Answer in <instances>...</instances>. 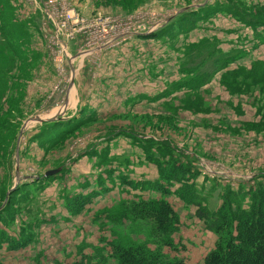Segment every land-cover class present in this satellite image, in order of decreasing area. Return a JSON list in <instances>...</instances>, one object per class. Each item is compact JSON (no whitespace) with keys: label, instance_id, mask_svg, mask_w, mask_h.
<instances>
[{"label":"rangeland","instance_id":"obj_1","mask_svg":"<svg viewBox=\"0 0 264 264\" xmlns=\"http://www.w3.org/2000/svg\"><path fill=\"white\" fill-rule=\"evenodd\" d=\"M11 1L21 20L12 35L23 46L20 67L8 74L12 51L0 40V78L5 71L11 79L9 90L0 93V123L16 124L3 127L12 136L0 156L6 155L0 204L12 212L4 215L9 227H0L33 240L23 250L3 249L2 264H71L103 246L102 235L114 237L113 229L148 237L146 222L115 225L104 211L121 208L139 192L127 180L159 177L150 157L164 161L163 149L198 168L197 190L212 211L229 185L238 189L243 183L248 190L264 184L261 85L231 92L222 81L227 70L208 80L200 76L211 70L213 58L227 54L235 58L229 69L239 75L252 63L264 65V24L258 22L264 20V0ZM205 5L215 12L190 13ZM73 27L80 30L75 36ZM117 29L126 33L110 37ZM207 46L213 58H206ZM35 116L48 119L32 122ZM71 120L78 128L56 143L61 129L52 124ZM16 183L20 192L7 203ZM100 185L108 192L72 215L68 197ZM170 200L182 224L175 234L179 249L165 251L198 264L217 235L197 218L195 206L175 195Z\"/></svg>","mask_w":264,"mask_h":264},{"label":"trees","instance_id":"obj_2","mask_svg":"<svg viewBox=\"0 0 264 264\" xmlns=\"http://www.w3.org/2000/svg\"><path fill=\"white\" fill-rule=\"evenodd\" d=\"M206 5L190 13H207L206 16L213 14L215 11H211V7ZM15 11L16 7L13 6L11 0H0V33L2 35L0 40L3 41L5 49L9 48L12 51L9 61L10 68L7 69L8 74L13 73L16 67H20V54L23 46L22 42L12 35L13 30L20 25L18 21H21L16 17ZM258 22L264 24L263 19ZM151 35L157 34L152 33ZM206 50V58H213L214 54L213 51H210V47L207 46ZM234 60L232 54L213 58L211 70L201 71L200 76L202 75L204 80H208L214 73L224 69L227 72L223 74L222 81L231 89V92L234 87L241 89L242 85L252 90L253 86L256 87L257 84L261 85L264 92V65L260 67L257 62L252 63L250 67L241 70L243 73L239 75L238 70L229 69ZM6 75L4 71V77L0 78V93L8 91L10 88L11 79H8ZM240 76H244L242 82L238 80ZM12 108L21 111L18 107ZM3 123H0V156L6 150L7 142L12 136L9 131L4 133L3 127L6 129L11 126L16 127V124L9 119L3 120ZM52 125L53 128L61 129L55 139L56 143L63 134L78 128L74 120L65 123L54 122ZM15 135L17 136V131ZM14 150L15 147L11 152ZM161 153L164 161H161L158 156L150 157V160L157 164L159 177L141 180L135 184L133 181L127 180L139 192L134 195L132 200H127L122 204L121 208L104 211L105 217L107 216V219L115 225H124L126 219L146 222L150 227L148 237L134 238L113 229L114 237L110 239L102 235L100 241L104 243L103 246H93V253L83 252L81 257L71 264H187L181 254L171 255L165 251V247L172 250L179 249L175 234L180 232L182 220L170 200L172 195L177 196L186 206H195L197 218L205 224L209 231L217 235L215 247L198 264H264V184L259 183L256 188L248 190H245L243 183L239 185L238 189L229 185L222 196V204L212 211L204 203V199L200 197L197 190L196 179L201 174L198 168L196 169L190 163L185 164L176 156L165 153L164 149ZM167 155L169 156L167 157ZM5 156L0 158V164ZM6 162L7 166L11 168L12 161L6 160ZM107 190L100 185L99 189L94 188L87 193L82 191L72 193L67 199L70 213L72 215L83 213L87 205L93 203L103 193L108 192ZM19 192L20 188L16 186L7 197V203H12V199ZM147 193L150 195L146 196ZM4 194H6V190ZM246 198H248L247 206L245 205ZM2 206L0 207V223L9 227L8 218L4 215H10L12 210L10 206ZM32 240L33 238L27 236L12 235L0 227V253L3 249L12 252L23 250L29 246ZM0 264L2 263L0 262ZM36 264L45 263L38 259ZM57 264L64 263L58 262Z\"/></svg>","mask_w":264,"mask_h":264},{"label":"built area","instance_id":"obj_3","mask_svg":"<svg viewBox=\"0 0 264 264\" xmlns=\"http://www.w3.org/2000/svg\"><path fill=\"white\" fill-rule=\"evenodd\" d=\"M50 3H55V1L54 0H51L50 1ZM121 26V25H120ZM61 29V28H60ZM128 29V28H127ZM69 31V30H68ZM80 31V30H79ZM79 31H77V29H76V27H73V28H71V32H70V35L71 36H75ZM124 33H126V29H122V30H120V29H117L116 31H113V32H111V33H109V36L111 37L113 34L114 35H123Z\"/></svg>","mask_w":264,"mask_h":264},{"label":"water","instance_id":"obj_4","mask_svg":"<svg viewBox=\"0 0 264 264\" xmlns=\"http://www.w3.org/2000/svg\"><path fill=\"white\" fill-rule=\"evenodd\" d=\"M48 118H44L42 116H35L32 119V122H44L47 121ZM51 120H53V118H49ZM31 121V120H30ZM29 124V122L27 123ZM17 156H19L18 151H17ZM18 164V163H17ZM58 170H56L55 172H49L47 174H51V173H56ZM19 174V173H18ZM20 181V176H17V183ZM17 183L12 187V190L17 186Z\"/></svg>","mask_w":264,"mask_h":264},{"label":"bare ground","instance_id":"obj_5","mask_svg":"<svg viewBox=\"0 0 264 264\" xmlns=\"http://www.w3.org/2000/svg\"><path fill=\"white\" fill-rule=\"evenodd\" d=\"M72 94H73V92H72ZM72 94H71V95H72ZM71 98H72V97H71ZM71 98H70V101H71Z\"/></svg>","mask_w":264,"mask_h":264}]
</instances>
